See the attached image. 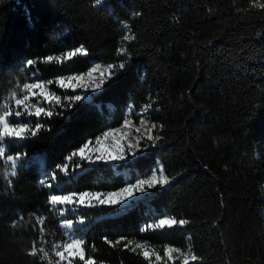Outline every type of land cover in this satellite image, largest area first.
<instances>
[{"label":"trees","instance_id":"trees-1","mask_svg":"<svg viewBox=\"0 0 264 264\" xmlns=\"http://www.w3.org/2000/svg\"><path fill=\"white\" fill-rule=\"evenodd\" d=\"M122 21L134 39H123ZM81 45L86 55L42 62ZM92 60L126 67L92 99L39 118L36 136L6 142L21 160L11 184L0 160V264H47L28 255L33 244L66 240L61 206L48 203L54 190L116 189L158 163L171 178L163 188L124 205L65 209L79 217L72 230L98 264H148L127 240L188 245L200 257L193 264H264V8L254 0H0V101L32 76L52 80ZM129 104L151 105L155 145L144 138L124 160L73 173L74 158L69 175L58 171L87 138L120 124ZM22 119L35 127L36 117ZM164 214L188 223L141 231Z\"/></svg>","mask_w":264,"mask_h":264},{"label":"snow or ice","instance_id":"snow-or-ice-1","mask_svg":"<svg viewBox=\"0 0 264 264\" xmlns=\"http://www.w3.org/2000/svg\"><path fill=\"white\" fill-rule=\"evenodd\" d=\"M96 4H100L101 0H95ZM259 7L264 8V4H259ZM124 40H131L134 37L126 35ZM118 52H123V48H118ZM87 50L81 45L74 50L64 53L62 56H47L43 58L42 62L51 63L54 60L63 64L76 57L77 55H86ZM38 63L36 60H28L27 66H32ZM125 64L119 65L109 64L102 71L101 65L97 64L88 70L86 73L81 74H68L61 75L55 80H48L46 83L37 77L36 82H24L22 85L14 88L10 94L0 101V160H3L8 165L9 170L3 173L4 178L11 180L9 177H14L17 174V164L21 160L20 155L8 154L9 147L6 143L8 140H22L29 136H36L43 130V124L41 123V117L51 118L53 115L63 116V112H56L57 106L66 109H72L81 101H88L92 99L89 95H64L63 102L60 95H57L54 91H49L48 86L55 84L58 88L68 90L71 89L75 92L77 89H92L93 93L102 89L105 85L117 74L114 70L124 69ZM99 71V76L95 74ZM19 93V95H18ZM35 97H41L42 100L37 103H32V99ZM47 102L50 107L45 108L38 106L41 103ZM151 107V105H145L144 112ZM11 117L17 118L15 121L10 119ZM23 117H36L35 127L31 126V121L24 122ZM157 127L155 124L149 125L146 120L140 121L139 127H134L133 121L129 118H125L121 127L116 129H110L105 131L101 136H97L93 143L92 140H88L78 149L73 150L70 155L65 157V163L57 165L56 168L60 173L65 176L69 175L70 162L74 158H78V162L72 165L73 173L76 170H83L82 164H94L99 161L109 162L124 160L126 154H135L139 150L141 140L146 138L155 145L156 141L160 139L158 135H153V129ZM143 129V131H142ZM133 130L138 135L133 136ZM57 175L53 174L52 180H56ZM171 178L166 175L165 169L161 165L158 169L153 170L151 175L145 179H138L134 184L129 183L126 187L119 189L118 191L111 192H98V191H82L71 192L68 194H52L48 197V203L56 209L59 208V214L64 215L63 206H76V207H99L117 205H124L129 198L136 195V193L146 192L148 189L156 187L163 188L170 183ZM41 184L50 189L55 187L52 184H46L44 180ZM45 218L39 217L37 220L38 225L45 224ZM83 223V221H80ZM188 223L185 219L161 218L155 222L148 224L142 228L141 231L157 230L164 228H173L174 226H184ZM66 229H72L74 227L73 221L70 219H64L63 225ZM45 229L39 228L41 234V243L43 241V234ZM125 238H120L115 243L119 244L124 241ZM106 242H108L106 240ZM111 243V242H109ZM124 247L134 253H138L148 264H162V261H167L169 264H174L177 258L182 257V264H193L197 262L200 257L194 254L191 249L184 251L175 246L164 245L163 255L160 254L154 247L148 242H134L127 240L124 243ZM95 250L94 248L92 249ZM174 253L177 254L174 256ZM30 256H38L40 260L46 261L47 264H98L94 257L88 254L86 251V242L83 238H69L66 240L53 242L50 248L38 247L36 244L28 251ZM154 258V261H153Z\"/></svg>","mask_w":264,"mask_h":264},{"label":"rangeland","instance_id":"rangeland-1","mask_svg":"<svg viewBox=\"0 0 264 264\" xmlns=\"http://www.w3.org/2000/svg\"><path fill=\"white\" fill-rule=\"evenodd\" d=\"M101 1H103V0H101ZM257 4H264V0H254ZM122 23V26L125 28V34H124V36H126V35H131V33H130V31H129V29L127 28V25H126V23L125 22H121ZM77 47H80V46H77ZM77 47H73V48H70V49H68V50H66L65 52H63L62 54H60V56H62L64 53H66V52H68V51H71V50H74L75 48H77ZM119 48H123L124 49V45H123V43H121L120 44V46H119ZM121 62H116V61H105V60H92V62H91V64L85 69V70H80V71H74V72H70V73H68V74H81V73H86L88 70H90L92 67H94L95 65H97V64H99V65H101V69H100V71H102L103 69H104V67H106L107 65H109V64H120ZM68 74H65V75H68ZM97 77L99 76V71L95 74ZM59 76H61V75H57V76H55L52 80H55L57 77H59ZM36 79H37V77L36 76H32L29 80H27L26 82H36ZM42 80V79H41ZM43 82H47V81H44V80H42ZM22 85V84H21ZM20 86V85H19ZM17 88V87H16ZM48 89H49V91H54L57 95H60L61 96V99H62V102H63V96L64 95H68V96H72V95H89L90 97H91V94L93 93V91H92V89H88L87 91H85L84 89H77L75 92H73L71 89H68V90H64V89H60V90H57V89H55L54 87H52L51 85H49L48 86ZM18 95H19V93H18ZM36 98H41V97H35V98H33L32 99V103H37V100H36ZM42 99V98H41ZM38 106H43V107H45V108H48V107H50L49 105H48V103H41V104H39ZM144 106H145V104H141L138 108H134L132 105H128V107H127V109H126V114H125V116H124V118H123V120L121 121V123L120 124H118V125H116V126H113V127H108V128H106V129H104L101 133H99L97 136H101L105 131H107V130H110V129H116V128H119V127H121L122 126V124H123V121H124V119L125 118H129V119H131L132 121H133V125H134V127H139L140 126V121L141 120H146L147 122H148V124L149 125H152V124H154V122L151 120V118H150V116H149V113H148V110H147V112H144L143 111V108H144ZM10 119H12V118H10ZM13 121H15L16 119H12ZM24 122H26V121H24ZM142 131H143V129H142ZM132 135L133 136H135V135H138V133H136L134 130H133V132H132ZM153 135H155L154 134V131H153ZM97 136H95V137H93V138H87L80 146H82L85 142H87L88 140H92L93 141V143H94V141H95V138L97 137ZM142 141H143V139L141 140V143H140V146H139V150H137L136 152H135V154L136 153H138V152H140V151H142L144 148H145V145H144V143H142ZM79 146V147H80ZM79 147H77V148H75L74 150H76V149H78ZM135 154H126V158H128V157H131V156H133V155H135ZM10 155H12V154H10ZM14 156V155H13ZM76 162H78V158H77V161ZM76 162H74V163H76ZM109 162H113V161H109ZM64 164V163H63ZM87 164V163H86ZM161 166V164H157V165H155V166H153L152 167V169L149 171V173H147V174H145V175H141V174H136L135 176H133V177H131V178H127L126 179V182H125V184L124 185H122V186H120V187H118V188H116V189H111V190H106V191H101V190H86V189H84V190H79V191H75V190H63V191H58V190H54L53 191V193L52 194H56V195H60V194H68V193H71V192H82V191H98V192H111V191H118L119 189H121V188H123V187H126L129 183H135L138 179H145V178H147L148 176H150L151 175V173H152V171L153 170H156V169H158L159 167ZM7 170H9V167H8V165H7ZM123 173L126 175V176H128V172L126 171V170H123ZM144 193V192H143ZM143 193H136V195L135 196H133V197H131V198H129V200L128 201H126L124 204H126V203H128L131 199H133L134 197H137V196H140V195H142ZM62 207V206H61ZM64 207V211H65V209L67 208V209H71V208H73V207H75V206H63ZM171 217H173V216H171L170 214H164V215H162V216H159V217H157V218H155L153 221H151L150 222V224L151 223H153V222H155L156 220H159V219H161V218H171ZM79 217H77V218H73V219H70V220H72V221H74V220H77ZM64 219H69L66 215H63L62 216V221L64 220ZM64 231H65V235H66V239H69V238H80L79 237V235H78V233H76L74 230H72V229H66V228H64ZM152 247H154L158 252H160V254L161 255H163V246L164 245H169V246H175V245H172V244H168V243H166V244H164V245H162V246H155V245H152V244H150ZM175 247H178V248H180V249H182V250H184V251H187V250H189V246L188 245H185V246H175ZM177 254H175L174 253V256H176ZM181 259H182V257H180ZM154 259V258H153Z\"/></svg>","mask_w":264,"mask_h":264}]
</instances>
